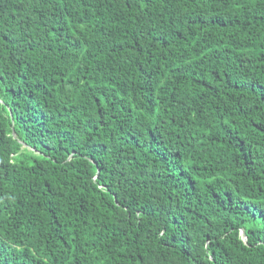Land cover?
Masks as SVG:
<instances>
[{
  "label": "trees",
  "instance_id": "16d2710c",
  "mask_svg": "<svg viewBox=\"0 0 264 264\" xmlns=\"http://www.w3.org/2000/svg\"><path fill=\"white\" fill-rule=\"evenodd\" d=\"M0 264H264V0H0Z\"/></svg>",
  "mask_w": 264,
  "mask_h": 264
},
{
  "label": "water",
  "instance_id": "95a60500",
  "mask_svg": "<svg viewBox=\"0 0 264 264\" xmlns=\"http://www.w3.org/2000/svg\"><path fill=\"white\" fill-rule=\"evenodd\" d=\"M242 236H243V240L246 242V236H245V232L242 231Z\"/></svg>",
  "mask_w": 264,
  "mask_h": 264
}]
</instances>
